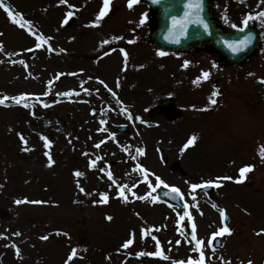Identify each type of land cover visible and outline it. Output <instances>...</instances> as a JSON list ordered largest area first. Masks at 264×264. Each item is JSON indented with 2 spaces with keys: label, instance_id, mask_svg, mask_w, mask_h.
<instances>
[{
  "label": "rangeland",
  "instance_id": "obj_1",
  "mask_svg": "<svg viewBox=\"0 0 264 264\" xmlns=\"http://www.w3.org/2000/svg\"><path fill=\"white\" fill-rule=\"evenodd\" d=\"M212 2L226 27H241L248 14L264 11L260 0ZM3 3L22 14L16 19L24 27L0 8V98L27 94L29 107L11 99L0 105V264H65L72 248L77 249L72 264H187L199 259L186 234L193 223L197 239L205 242V264H264V234L257 235L264 229V17L248 21L263 31L259 49L228 69L218 64L217 54L204 50L158 55L148 40L150 12L139 2L129 8L128 0H111L99 26L92 25L103 0ZM121 49L128 53L126 61ZM204 72L208 78L196 83ZM214 76L221 80L212 83ZM214 91L219 95L212 97ZM166 95L178 113L172 120L156 107ZM210 97L217 103L211 104ZM121 125L126 128L117 133ZM194 134V149L182 151ZM42 136L52 141L51 167ZM24 147L32 150L25 152ZM92 159H97L95 169L89 167ZM137 165L149 170L146 178L135 170ZM249 165L252 171L241 181L240 169ZM76 170L84 175L76 177ZM108 171L118 184L129 186L127 202ZM209 180L214 182L212 195L190 190L191 184ZM159 185L179 188L187 210L155 203ZM104 192L108 202L100 203ZM142 196L148 199L138 198ZM223 210L231 215L227 225L233 231L222 235L220 247L212 252L209 241L224 225ZM185 212L191 219L178 222ZM133 232L135 242L123 248ZM153 237L168 259L137 255L157 250Z\"/></svg>",
  "mask_w": 264,
  "mask_h": 264
},
{
  "label": "snow or ice",
  "instance_id": "obj_2",
  "mask_svg": "<svg viewBox=\"0 0 264 264\" xmlns=\"http://www.w3.org/2000/svg\"><path fill=\"white\" fill-rule=\"evenodd\" d=\"M139 0H128V7L131 8L134 4L138 3ZM60 3L61 4H67L68 3V0H60ZM260 3L264 4V0H260ZM110 4H111V0H103V7L100 9L97 17H96V20L93 22V25L92 26H99V23L101 21V19L107 14L108 10H109V7H110ZM0 8H3L4 11L7 13L9 19L15 23V24H19L21 27H24V23L21 22V20H17L16 17L17 16H21L22 17V14L19 13V12H13L12 8L7 5V4H4L3 3V0H0ZM187 9L189 11H186L185 12V17L184 18H177V17H172V21H173V24L178 28L179 32L181 34H183L186 26L188 23L190 22H193L192 21V17L194 16L196 19H195V22L196 23H199L201 25H203L204 29L207 30L209 25L208 23L203 19V17L200 15L201 11H202V0H188V4H187ZM68 16H72V13L69 12L68 13ZM258 17H264V11H261L257 14ZM257 16H254L252 15L251 13L248 14L247 17L244 18L243 20V24L244 25H247L248 24V21L249 20H252V19H255L257 18ZM147 19V16L145 14V16L143 17V19H141L140 23H144V21ZM67 19H65L64 23H67ZM233 27H236V25H232ZM35 35V33H33ZM113 39H122V37H113ZM250 37H246L245 39L243 40H240V41H225V43L227 44V46L233 51V52H239L242 50V48L244 47H247L248 43L250 42ZM134 41H129V43H133ZM103 44H108L109 41L108 40H104L102 42ZM37 47H40V44H37L36 45ZM3 49V46L2 44H0V50ZM123 55H124V58H125V61L127 60L128 58V53L124 50V49H121L120 50ZM158 55L160 56H164L165 53L163 51H159L157 53ZM21 64H24V61H20ZM188 61H185L184 62V67H187L188 66ZM209 76V73L208 72H204L202 77L200 78H197V81L196 83H199L201 79H207ZM262 83H264V80L261 81ZM101 84H103L104 82L103 81H100ZM219 95L218 92H213L212 93V97H215ZM27 98V94H20V95H17V96H13V97H8V96H4L3 98H0V105H4L5 104V101L11 99L13 102H15L16 104H22L23 107L27 108L29 107V105L27 103H25V100ZM210 103L211 104H216L217 101L214 99V98H211L210 97ZM44 107H48L47 104L44 105ZM34 114V113H33ZM129 118L131 119V116H129ZM101 123H106V121H101ZM106 130V129H105ZM43 141H45L44 143V147L46 149H49V151L45 152V156H47L48 158V165L49 167H51L53 164H54V160L52 158V155H51V151H50V146L52 144V141L49 140V138L47 136H42L41 137ZM20 139L21 141L27 145L28 144V141L26 140V138L21 134L20 135ZM196 140H197V136L194 134L192 136H190L187 140V142L183 145V150H186L187 148H189L190 146H193L195 143H196ZM96 148H99L100 147V143H97L95 145ZM32 149L29 148V147H24L23 148V151L25 152H28V151H31ZM125 151H127V149H125ZM137 153L138 154H144V150L142 148H138L136 149ZM85 156H88V153H83ZM260 155L262 157H264V146L261 147L260 149ZM97 159H102V158H97ZM97 159H92L89 161V167L90 168H97ZM136 171H139L141 172L142 174H144L145 178L147 177V174H148V169L144 168L143 166L141 165H137L136 166ZM100 171H104L103 168H100ZM252 171V166H245L243 168L240 169V178H241V181L245 178V175L249 172ZM74 175L76 177H81L84 175V173L82 171H79V170H76ZM107 177L110 181H112L113 184L116 185L117 189H118V194L121 198H123V200L125 202H127L128 200V196L126 195V189H128V185L127 184H118L114 178H113V173L111 171H108L107 172ZM155 179L157 181H159L160 184H164V181L159 177V176H156ZM223 179H232V177H224ZM239 182V181H238ZM213 181L209 180V181H206L204 184H203V187H211L213 185ZM77 185L79 187V190L80 192H85V189L83 187L80 186V182L79 180H77ZM135 186V185H133ZM151 186V185H149ZM216 187H220L221 185L219 183H216L215 185ZM202 185L201 184H191V188L193 190L195 189H198V188H201ZM173 192L175 193H179L180 192V189L179 188H176V187H173ZM101 200L99 201L100 203H107L108 202V199H109V196H108V193L107 192H104V193H101ZM133 196H135L136 194L133 192L132 193ZM139 199H148L147 196H142V197H138ZM193 199H195V197H193ZM24 202H29V203H34V204H41V203H46V201H40V200H35V201H22V200H17L16 203L17 204H20V203H24ZM189 206L188 204H184V208L187 209ZM213 207H217V205H213ZM220 215L222 218H225L226 214L224 211H221L220 212ZM185 216H189V219H191V216L189 213L185 212L184 215H181L179 217L180 220H184V217ZM107 219L109 221H111L113 219L112 216H107ZM192 228H193V232H192V239L195 241V248L193 249L194 251H199V259L198 260H193V259H189L187 261V264H205V254H204V251H203V245H204V241L203 240H200V239H197L196 238V225L193 223L192 225ZM233 231V229H231L227 224H224L223 226H221L219 228L218 231L216 232H213L212 233V239H215L217 236H222L224 234H231ZM58 235L60 234L59 232L57 233ZM149 234V231L148 229H144L143 231V235L144 236H147ZM261 234H264V229H261L257 235H261ZM16 235H19V233H16ZM63 235L65 236H68V233H63ZM49 237L48 236H43L41 237V239H44V240H47ZM134 239H135V233H131L130 234V238L127 239L123 244H122V247L123 248H129L130 245H132L134 243ZM154 240H156V251L154 252H148V253H144V252H141V253H137V255H148V256H158V257H161L163 259H168L167 256L164 255V251L163 249L161 248V245H160V242L158 239H156L155 237H153ZM177 243H180V241H177ZM209 243H211V241H209ZM16 252H17V255L20 254V249L17 248L16 249ZM77 257V249L76 248H72L66 261H65V264H72V261L74 260V258ZM221 260H223L224 258L221 257L220 258ZM175 264H185L184 261H176ZM224 264H231L230 261H224ZM247 264H253V261L252 260H248L247 261Z\"/></svg>",
  "mask_w": 264,
  "mask_h": 264
},
{
  "label": "water",
  "instance_id": "obj_3",
  "mask_svg": "<svg viewBox=\"0 0 264 264\" xmlns=\"http://www.w3.org/2000/svg\"><path fill=\"white\" fill-rule=\"evenodd\" d=\"M148 3L153 11L151 42L163 50H189L202 45H211L226 58V63L237 64L244 60L257 46L259 31L254 28L237 29L232 31L218 28L209 12L208 0H202V11L200 15L208 23L207 30L203 25L195 22L187 24L183 34L173 24L172 17L184 18L188 0H143ZM250 37L247 47L239 52H233L225 41H240ZM175 204L181 206L179 201L174 199Z\"/></svg>",
  "mask_w": 264,
  "mask_h": 264
},
{
  "label": "bare ground",
  "instance_id": "obj_4",
  "mask_svg": "<svg viewBox=\"0 0 264 264\" xmlns=\"http://www.w3.org/2000/svg\"><path fill=\"white\" fill-rule=\"evenodd\" d=\"M60 76H61V75H60ZM156 85L158 86V84H156ZM26 101L29 102L28 99H26ZM149 127L152 129V127H155V125H149ZM180 222L182 223V220H181ZM179 226H180V225H178V227H177V229H176V231H175V235H177V236L180 235ZM126 228L131 229L132 226H127ZM127 235L130 236V233H128ZM129 238H130V237H127V239H129ZM146 238H147V237H146ZM140 241H141V242H144V237H142V238L140 239ZM134 242H135V239H134ZM145 242H146V241H145Z\"/></svg>",
  "mask_w": 264,
  "mask_h": 264
}]
</instances>
